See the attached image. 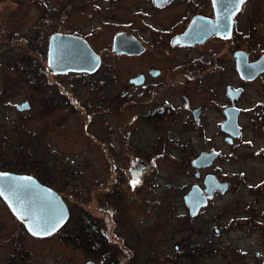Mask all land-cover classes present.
<instances>
[{"label":"rangeland","instance_id":"1","mask_svg":"<svg viewBox=\"0 0 264 264\" xmlns=\"http://www.w3.org/2000/svg\"><path fill=\"white\" fill-rule=\"evenodd\" d=\"M12 1L0 0V169L34 174L55 187L71 208L62 235L68 230L73 233L84 221L99 226L117 264H240L241 245L242 264H253L258 236H264V229L247 219L241 223L245 205L254 198L249 192L242 193L238 183L198 215L187 216L180 197L191 176L182 173L174 160L180 154L171 139L177 132L175 124L164 130L169 136L167 150L145 161L152 170L137 197L148 204L139 208L129 199L125 137H132L128 136L132 108L126 104L127 80L145 70L144 58L134 60L103 48V65L93 74L53 75L47 68V48L30 49L35 44L29 40L38 23L36 9L41 11L43 5L36 0H17L15 5ZM59 2L44 0V8L52 11ZM127 3L118 11L124 16H128ZM45 29L47 34L58 27L51 24ZM33 62L37 71L30 72ZM60 92L68 94L75 112ZM56 100L62 107H56ZM24 101L29 107L18 110L16 105ZM48 104L54 107L49 109ZM116 105H122L119 111L114 110ZM143 129L146 137L141 135L137 141L138 129L133 135L135 147L139 152L153 151L156 131ZM217 165L222 171H237L240 162L236 156L220 159ZM116 207L122 212L116 214ZM53 238L37 246L31 256L34 262L81 264L85 259H98L101 264L103 260L99 254L79 249L72 239L62 244Z\"/></svg>","mask_w":264,"mask_h":264},{"label":"flooded vegetation","instance_id":"2","mask_svg":"<svg viewBox=\"0 0 264 264\" xmlns=\"http://www.w3.org/2000/svg\"><path fill=\"white\" fill-rule=\"evenodd\" d=\"M124 2H129L125 4L128 16L118 12ZM226 5L225 0H61L57 8L49 12L47 8L40 11L37 7L38 23L35 26L44 23L58 27L47 34H44L46 29L40 30L43 31L40 36L44 40L47 38L46 46L50 35L56 32L82 38L99 55L98 69L105 59L101 49L112 51L116 34L131 35L142 46L138 54L112 51L134 60L142 56L146 65L144 71L127 80L130 88L126 104L132 108L128 120V136L132 137H125L129 157L127 188L134 205L137 202L139 208H144L148 204L143 197H137L138 190L147 182L152 170L145 161L156 156L157 151L167 150L169 136L164 130L175 124L177 132L171 139L180 154L175 155L174 160L180 163L182 173L191 176L187 191L181 194L180 200L185 203L184 196L194 185L206 197V203L196 213L190 215L186 207L187 216L198 215L238 183L242 193L249 192L254 198L245 205L246 213L241 215V223L242 219H247L263 230L264 0H244L239 4V11L233 13L224 9ZM226 14L228 20L221 19L223 25L216 29L217 17ZM103 32L104 36H101ZM93 73L67 74L84 77ZM64 74L53 73L57 76ZM136 77L137 81H130ZM60 94L68 103V94ZM55 102L56 107H62L60 101ZM110 102L113 103V97ZM71 106L68 103V108ZM121 106L116 105L114 110L119 111ZM145 126L156 131L152 142L154 147L153 151L139 152L133 135L138 129L137 141L142 139L141 135L146 137ZM209 154H214L209 163L195 164L200 156ZM236 156L240 162L237 171H222L218 167L220 159ZM0 170L19 173L5 168ZM132 171L135 177H132ZM31 175L45 184L36 175ZM207 176L213 177L211 195L204 190ZM137 178L139 183L133 186L130 182ZM45 185L57 191L65 202L68 208L66 222L51 235L34 236L0 196V264H37L32 260V254L37 246L52 242L53 237L62 244L72 239L79 249L86 250L88 222L84 221L73 233L68 230L62 235L63 228L70 221L71 208L55 187ZM120 212L116 207V214ZM95 231L103 235L99 226L95 225ZM59 233L62 236H54ZM76 233L80 236H74ZM98 237L109 245L107 236ZM258 238L259 247L254 252L253 264H264V236ZM243 254L241 245L240 264ZM99 255L103 257L101 264H110L109 251ZM88 260L99 263L98 259H85L81 264Z\"/></svg>","mask_w":264,"mask_h":264},{"label":"water","instance_id":"3","mask_svg":"<svg viewBox=\"0 0 264 264\" xmlns=\"http://www.w3.org/2000/svg\"><path fill=\"white\" fill-rule=\"evenodd\" d=\"M238 0H225L227 4L224 9L235 11ZM228 20L229 16L219 15L217 17L216 29L223 25L221 19ZM133 41V42H131ZM112 51L117 54H138L142 51V46L131 35L118 33L114 37ZM48 70L55 74L68 72L93 73L100 66V57L91 47L80 37L64 33H53L50 35L47 45ZM130 81H137L136 78ZM26 105V107H25ZM29 103L24 101L16 105L18 110L27 109ZM214 154L202 155L196 161V165L209 163ZM132 177H135L132 171ZM213 177L207 176L205 180V193L212 194L211 181ZM215 181V180H214ZM0 195L7 203L12 212L20 218L27 230L31 226L39 223L47 225H57V231L68 218V208L60 194L51 187L41 183L35 176L25 173H15L0 170ZM185 204L190 215L206 203V197L202 190L194 185L184 196ZM50 234V235H51ZM48 236V235H41ZM85 264H94L93 260H88Z\"/></svg>","mask_w":264,"mask_h":264},{"label":"trees","instance_id":"4","mask_svg":"<svg viewBox=\"0 0 264 264\" xmlns=\"http://www.w3.org/2000/svg\"><path fill=\"white\" fill-rule=\"evenodd\" d=\"M20 1H23V0H20ZM38 1L41 5H43V8H44V0H36ZM17 3V0H13L12 1V4H16ZM45 9V8H44ZM42 17L44 16L43 13L40 14ZM43 21V20H42ZM46 25H44V23L40 24L39 26H35L33 28H35V30H33L32 32H35L34 35H33V38H31L29 40L30 43L32 42H35V44H31L30 46V49L31 47H34V48H40L42 49V51H45L47 46H46V41H47V38H45V40L41 39L42 37H39V31L41 29H45ZM37 38V40H36ZM29 58V57H28ZM20 59H22L20 57ZM36 62H33L30 63V67H29V71L32 72L33 70L37 71L36 70V65H35ZM31 69H33L31 71ZM38 78V77H37ZM33 79V82L38 85V80L37 79ZM54 104V103H53ZM53 104H48V108L49 109H52L54 106H52ZM57 104V102H55V105ZM88 224L89 226L87 227V231L85 233V236H86V240H85V244H86V249L89 250L90 252H93L95 254H100V253H103V252H107L109 251V261H110V264H117V260L115 259V254L113 252L112 249L109 248V245H107V242L104 241V240H101L100 237L98 236H103L101 234H99L97 231H95V225H90L89 221H88ZM74 236H80L78 233H76ZM215 251V250H214Z\"/></svg>","mask_w":264,"mask_h":264},{"label":"snow or ice","instance_id":"5","mask_svg":"<svg viewBox=\"0 0 264 264\" xmlns=\"http://www.w3.org/2000/svg\"><path fill=\"white\" fill-rule=\"evenodd\" d=\"M244 3V0H238L235 11H239V4ZM26 107V105H25ZM130 183L133 184V186H135L137 183H139L138 178L134 179L133 181H131ZM0 195H3V192H0ZM57 225H52L50 228L45 224V225H41L39 223L35 224L34 226H31L29 228V230L32 232V234L34 236H41V235H50L52 231L55 230V227Z\"/></svg>","mask_w":264,"mask_h":264}]
</instances>
